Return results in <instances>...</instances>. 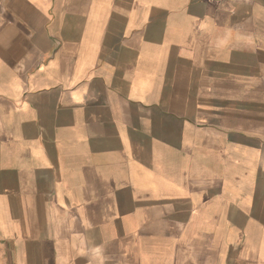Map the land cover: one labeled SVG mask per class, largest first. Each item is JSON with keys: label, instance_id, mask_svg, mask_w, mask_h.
Segmentation results:
<instances>
[{"label": "crops", "instance_id": "crops-1", "mask_svg": "<svg viewBox=\"0 0 264 264\" xmlns=\"http://www.w3.org/2000/svg\"><path fill=\"white\" fill-rule=\"evenodd\" d=\"M0 264H264V0H0Z\"/></svg>", "mask_w": 264, "mask_h": 264}]
</instances>
